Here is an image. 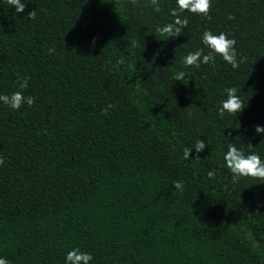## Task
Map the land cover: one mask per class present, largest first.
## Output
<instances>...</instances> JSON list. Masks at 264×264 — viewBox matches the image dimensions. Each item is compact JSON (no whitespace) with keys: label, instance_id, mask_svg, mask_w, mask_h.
Instances as JSON below:
<instances>
[{"label":"trees","instance_id":"trees-1","mask_svg":"<svg viewBox=\"0 0 264 264\" xmlns=\"http://www.w3.org/2000/svg\"><path fill=\"white\" fill-rule=\"evenodd\" d=\"M27 2L13 15L0 0V92L27 76L34 96L0 105V255L63 264L78 245L94 264H264V183L218 168L229 142L264 155V0L184 12L187 28L168 40L155 28L174 0L160 13L148 0ZM204 26L230 31L243 63L217 58L172 80ZM225 86L243 102L237 116L216 114ZM198 133L208 145L183 160Z\"/></svg>","mask_w":264,"mask_h":264},{"label":"clouds","instance_id":"clouds-1","mask_svg":"<svg viewBox=\"0 0 264 264\" xmlns=\"http://www.w3.org/2000/svg\"><path fill=\"white\" fill-rule=\"evenodd\" d=\"M27 0H7L9 7L14 9L13 15L23 13ZM213 0H174V6L167 8L166 15L170 16V20H165L162 24L156 26L155 31L160 35L169 38H175L182 34V31L188 26L187 15H181L184 12L195 14L201 19L210 18V9ZM148 6L155 13L161 11V0H148ZM29 20L35 19V10L26 14ZM23 19L24 17H20ZM226 19L232 21L234 16L231 12L227 13ZM2 28V26H0ZM199 46L186 51L180 57L179 67L172 73V80L183 81L189 74L188 69H199L202 65L209 67L216 65L219 61L229 65L232 69H237L243 63L244 57L237 52V41L235 36L228 30L216 29L204 26L198 33ZM54 50L48 49L49 54ZM123 63V59H118L116 64ZM28 86V77L18 78L17 88L11 92H0V105L7 106L10 110H18L22 105L31 107L34 104V96L27 94L25 89ZM221 99L216 106V114L218 117H224L226 114L237 116L244 108L240 96L237 94L235 86H225L221 89ZM112 104H106L101 108V112L106 114ZM256 134H264V125H254ZM202 133V132H201ZM198 133L191 144H185L181 148V158L183 160H199V158H190V153L195 150L199 153L208 145L206 138L200 139ZM264 139L262 136L261 140ZM260 140V141H261ZM251 149V143H247ZM220 159L222 163L218 164V168L226 169V174L230 175L233 182L242 177L256 178L260 183H264V155L260 152L249 150L245 152L243 148L237 147L234 143H227L220 149ZM4 163L0 157V165ZM218 169H209L207 177L213 178L217 175ZM181 183L177 181L175 188H179ZM258 206H264V201H258ZM95 257L91 251L82 250L78 245L69 247L63 254V264H94ZM0 264H11V260L0 255Z\"/></svg>","mask_w":264,"mask_h":264}]
</instances>
